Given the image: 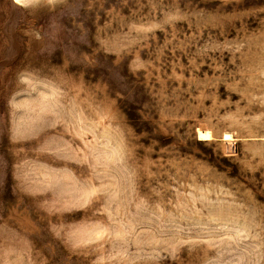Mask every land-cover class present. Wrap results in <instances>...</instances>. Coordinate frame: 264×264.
I'll return each instance as SVG.
<instances>
[{
  "label": "rangeland",
  "instance_id": "1",
  "mask_svg": "<svg viewBox=\"0 0 264 264\" xmlns=\"http://www.w3.org/2000/svg\"><path fill=\"white\" fill-rule=\"evenodd\" d=\"M0 264H264V0H0Z\"/></svg>",
  "mask_w": 264,
  "mask_h": 264
},
{
  "label": "bare ground",
  "instance_id": "2",
  "mask_svg": "<svg viewBox=\"0 0 264 264\" xmlns=\"http://www.w3.org/2000/svg\"><path fill=\"white\" fill-rule=\"evenodd\" d=\"M197 138H199L200 140H207V139H210L211 138V134H210V131H208V129L206 130H203V129H198L197 130ZM224 140L227 139V140H230V138H232L229 134H224Z\"/></svg>",
  "mask_w": 264,
  "mask_h": 264
},
{
  "label": "trees",
  "instance_id": "3",
  "mask_svg": "<svg viewBox=\"0 0 264 264\" xmlns=\"http://www.w3.org/2000/svg\"><path fill=\"white\" fill-rule=\"evenodd\" d=\"M136 113V112H135ZM127 116L129 117V118H133V115H135L134 114V111L133 110H127ZM137 115V114H136Z\"/></svg>",
  "mask_w": 264,
  "mask_h": 264
}]
</instances>
